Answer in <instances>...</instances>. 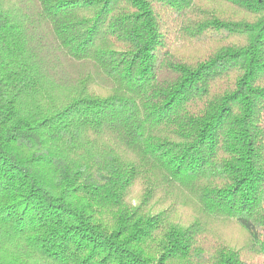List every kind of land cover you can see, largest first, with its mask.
I'll return each mask as SVG.
<instances>
[{"label": "trees", "instance_id": "obj_1", "mask_svg": "<svg viewBox=\"0 0 264 264\" xmlns=\"http://www.w3.org/2000/svg\"><path fill=\"white\" fill-rule=\"evenodd\" d=\"M0 264H264V0H0Z\"/></svg>", "mask_w": 264, "mask_h": 264}]
</instances>
